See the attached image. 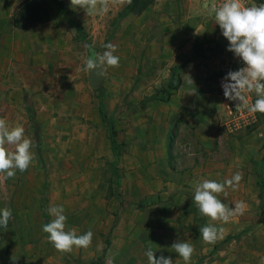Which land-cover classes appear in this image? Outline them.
I'll use <instances>...</instances> for the list:
<instances>
[{
	"label": "crops",
	"instance_id": "obj_1",
	"mask_svg": "<svg viewBox=\"0 0 264 264\" xmlns=\"http://www.w3.org/2000/svg\"><path fill=\"white\" fill-rule=\"evenodd\" d=\"M0 11H5L0 15V80L8 75L15 83L9 95L19 96L17 72L30 55L26 49L34 52L36 46L57 54L69 47L73 35L57 21H47L34 26V36L12 27L10 9ZM205 15L201 0H154L138 15L121 16L133 22L135 48L124 60L131 61L132 68L107 79L103 71L105 80L99 87L105 113L116 106L129 113L127 134L132 135L124 141L123 160L128 161L130 148L138 156L132 154V169L123 172L119 199L102 204V217L114 221L113 237L105 248L110 255L145 256L151 248L156 257L185 264L170 249L173 242L185 240L194 247L190 264H264V116L256 112L254 129L238 135L220 126L225 99L216 79L225 74L230 55ZM176 79L167 100L161 101L159 94ZM6 102L7 112L20 110L17 100ZM93 106L97 112L98 100ZM235 173L242 175L239 186L227 187L218 198L230 207L243 201V213L227 223L201 215L193 201L195 182H224ZM141 192H158L160 202L138 206ZM11 210L7 231L0 232H16L17 242L22 239L17 229L48 223L45 204L41 215L40 199L30 206L19 202ZM209 223L224 229L214 244L203 241L199 232ZM14 240L9 244L16 246Z\"/></svg>",
	"mask_w": 264,
	"mask_h": 264
},
{
	"label": "rangeland",
	"instance_id": "obj_2",
	"mask_svg": "<svg viewBox=\"0 0 264 264\" xmlns=\"http://www.w3.org/2000/svg\"><path fill=\"white\" fill-rule=\"evenodd\" d=\"M22 1L0 0V8L10 9L12 16ZM55 1L58 3L48 0L49 21H57L71 32L73 38L69 47L51 54L36 46L34 52L23 46L22 49L30 55L25 57L17 72L22 93H18L19 96L15 93L9 95L15 83L8 80V75L0 80V118H5L10 126L24 127L25 136L33 141L35 155L27 171L17 170L15 177L7 180L0 174V208H14L19 202L30 206L33 201L42 199L50 222L53 217L48 208L62 205L67 216L65 230L75 229L78 235L90 230L93 232L92 243L86 249L73 247L71 252L62 253L48 241L42 223L28 228L22 226L24 228L17 229V233L22 235L24 243L22 239L17 242L16 232H0V264H13L12 257L16 259L14 264H108L109 260L112 264H148L144 255L117 256L105 250L113 237L114 221L110 223L102 217V204L119 199L123 172L132 169V154L138 155L130 148L128 161L123 160L126 153L124 141L132 135L127 134L129 113L117 106L110 114L106 113L116 131L115 155L110 151L105 128L93 106L98 100L96 86H100L105 78L132 68L131 61H124L135 48L132 19L119 16L123 0H107L106 7L98 3L92 13L72 8L70 0ZM3 12L0 11V15ZM69 20L81 26L84 41L96 51L102 53L106 50L103 45L112 44L116 47L114 55L120 58L119 67L103 66L106 77L93 87L87 83L88 73L80 71L88 48L68 25ZM25 30L35 36L34 27ZM7 100H17L20 110L7 112L4 109ZM257 113L264 116V113ZM160 198L158 192H141L137 205L159 203ZM27 216H31L30 212ZM14 238L16 246L9 244Z\"/></svg>",
	"mask_w": 264,
	"mask_h": 264
},
{
	"label": "clouds",
	"instance_id": "obj_3",
	"mask_svg": "<svg viewBox=\"0 0 264 264\" xmlns=\"http://www.w3.org/2000/svg\"><path fill=\"white\" fill-rule=\"evenodd\" d=\"M98 3L106 7L107 0H70L72 8L87 10L89 13L97 9ZM210 14L228 41L227 51L232 52L244 65L236 71L230 70L224 77L221 86L225 98L243 102L246 100L245 93H254L257 98L248 110L252 113H264V3L247 6L244 0H223L219 5L216 3L211 5ZM86 47L88 55L80 71L90 74L98 69L101 76L103 66L119 67L120 58L114 55L116 52L114 45H103L106 50L102 53L91 45ZM189 81L192 83L190 78ZM33 147V141L25 136L22 125L10 126L5 118H0V174H3L5 180L14 178L17 170L25 172L30 168L35 159ZM241 180L242 175L235 173L231 179L224 182L207 179L195 182L193 201L201 215L213 222L227 223L234 214H242L246 207L243 201L230 207L218 198V194L225 193L227 187L235 190ZM47 211L53 219L42 226V231L48 234V241L57 251L68 253L73 247L85 249L90 247L92 231L78 235L75 229L65 230L67 216L62 205H53ZM11 218V208H0V228L7 231ZM223 231L222 227H217L213 223L199 228L201 238L209 244H214ZM170 249L174 250L185 264H190L194 252L191 243L177 240L172 243ZM155 252L151 248L145 251L148 264H173L170 257L163 255L156 257ZM11 259L14 264L16 259L13 257ZM108 264H112V261L109 260Z\"/></svg>",
	"mask_w": 264,
	"mask_h": 264
},
{
	"label": "trees",
	"instance_id": "obj_4",
	"mask_svg": "<svg viewBox=\"0 0 264 264\" xmlns=\"http://www.w3.org/2000/svg\"><path fill=\"white\" fill-rule=\"evenodd\" d=\"M154 0H131L129 3L128 0H123V6L119 16L132 14L138 15L140 14L146 7L151 5ZM254 2L259 5L264 3V0H254ZM54 4H57L55 0H53ZM50 18V10H49V2L48 0H23L18 9L12 14L11 16V23L12 27L17 30H25L28 28H32L37 24L46 23L49 21ZM68 25L72 27L77 36H79L83 41V30L81 26L73 21H68ZM85 46L89 45L88 42L84 41ZM178 83L176 79L174 83H169L168 91H162L159 94V99L161 101H166L168 97L169 91H172L175 88V85ZM98 89V116L101 124L104 126L107 134V140L109 144L110 151L116 155L117 149V141H116V132L114 131L111 123L108 121L105 113V109L103 106V93L99 86H96ZM29 111L28 109H26ZM31 117V116H29ZM262 187L261 184H259ZM43 205L44 202L42 199L40 200V210L41 215L44 217L43 214Z\"/></svg>",
	"mask_w": 264,
	"mask_h": 264
},
{
	"label": "built area",
	"instance_id": "obj_5",
	"mask_svg": "<svg viewBox=\"0 0 264 264\" xmlns=\"http://www.w3.org/2000/svg\"><path fill=\"white\" fill-rule=\"evenodd\" d=\"M222 2L223 0H201V4L206 12L205 16L208 18L209 25H212L215 30L219 31L221 38L228 47V41L223 37L219 25L215 24L214 17L210 14L211 5L213 3L219 5ZM244 3L247 6H251L255 2L253 0H244ZM243 66L244 65L242 61L238 57H235L231 52L225 74L216 79L217 91L225 99V117L222 120L220 126L229 135H238L251 131L254 129L257 123V114L248 110L249 106L254 103L255 94L245 93L244 95L246 100L243 102H239L238 100H229L225 98L224 90L221 86L222 82H224V77L230 70L236 71Z\"/></svg>",
	"mask_w": 264,
	"mask_h": 264
},
{
	"label": "water",
	"instance_id": "obj_6",
	"mask_svg": "<svg viewBox=\"0 0 264 264\" xmlns=\"http://www.w3.org/2000/svg\"><path fill=\"white\" fill-rule=\"evenodd\" d=\"M86 59V58H85ZM104 76V72H102V75H99V70H94L93 72H90V74L87 75V83L93 87L95 85H97Z\"/></svg>",
	"mask_w": 264,
	"mask_h": 264
}]
</instances>
